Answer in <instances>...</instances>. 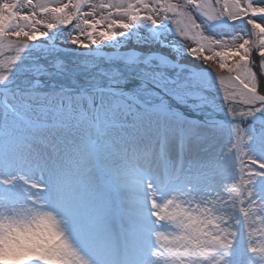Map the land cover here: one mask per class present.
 I'll return each mask as SVG.
<instances>
[{
	"label": "snow or ice",
	"instance_id": "6c2138e0",
	"mask_svg": "<svg viewBox=\"0 0 264 264\" xmlns=\"http://www.w3.org/2000/svg\"><path fill=\"white\" fill-rule=\"evenodd\" d=\"M0 264H264V0H0Z\"/></svg>",
	"mask_w": 264,
	"mask_h": 264
},
{
	"label": "rangeland",
	"instance_id": "374dc122",
	"mask_svg": "<svg viewBox=\"0 0 264 264\" xmlns=\"http://www.w3.org/2000/svg\"><path fill=\"white\" fill-rule=\"evenodd\" d=\"M64 2H66V0H64ZM97 2H98V0H97ZM85 10H87V9H85ZM69 27H71V26H69ZM142 32H143V30H142ZM184 43H185L187 46H194V45H192L189 41H184ZM56 44H57V46L69 47L70 49H74V47H75V46H71V45H68V44L62 43V42H61V37H60V36L57 37V39H56ZM106 51H110V49H106ZM221 74L227 76V72H226V71H225V72H222Z\"/></svg>",
	"mask_w": 264,
	"mask_h": 264
}]
</instances>
